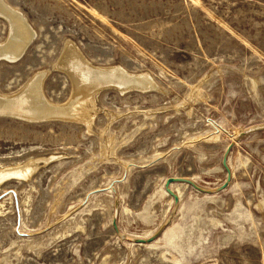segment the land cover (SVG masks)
Segmentation results:
<instances>
[{
    "label": "rangeland",
    "instance_id": "rangeland-1",
    "mask_svg": "<svg viewBox=\"0 0 264 264\" xmlns=\"http://www.w3.org/2000/svg\"><path fill=\"white\" fill-rule=\"evenodd\" d=\"M0 2L35 32L0 94L46 73L67 104L66 47L156 87L101 90L89 129L0 117V170L48 160L0 184V264H264V0Z\"/></svg>",
    "mask_w": 264,
    "mask_h": 264
},
{
    "label": "bare ground",
    "instance_id": "bare-ground-1",
    "mask_svg": "<svg viewBox=\"0 0 264 264\" xmlns=\"http://www.w3.org/2000/svg\"><path fill=\"white\" fill-rule=\"evenodd\" d=\"M5 4L0 2V15L9 21L10 37L8 36L9 39L5 44L0 45V61L5 59L14 62L15 59L23 55L25 49L34 39L35 32L21 14ZM73 48L66 47L63 57L56 67L66 72L72 81L73 93L67 104L56 106L47 101L42 88L46 73H39L40 75L37 74L38 76H35L36 78L32 79L33 81L29 82L30 84L20 93L11 96L0 94V117L27 122L56 119L74 121L85 124L89 129L90 124L92 125L90 112L93 110L95 98L101 90L113 87L123 93L130 89L146 91L156 88L148 76L131 75L118 68H95L83 60L80 52L78 53ZM41 161L47 163L48 160H31L24 164L3 168L0 170V184L11 178L19 181L29 179L39 169ZM179 183L188 184L186 182ZM174 194L179 200L178 194L176 192Z\"/></svg>",
    "mask_w": 264,
    "mask_h": 264
},
{
    "label": "water",
    "instance_id": "water-1",
    "mask_svg": "<svg viewBox=\"0 0 264 264\" xmlns=\"http://www.w3.org/2000/svg\"><path fill=\"white\" fill-rule=\"evenodd\" d=\"M172 180H173V181L186 182V183L190 184L192 187L198 189V188L194 185V183H192L190 180H186V179H172ZM168 192H169V194H171V195L175 198V200H177V198H176V196H175L174 193H172L170 190H168Z\"/></svg>",
    "mask_w": 264,
    "mask_h": 264
}]
</instances>
